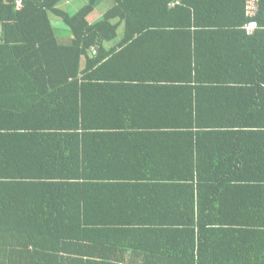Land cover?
<instances>
[{
    "label": "trees",
    "instance_id": "1",
    "mask_svg": "<svg viewBox=\"0 0 264 264\" xmlns=\"http://www.w3.org/2000/svg\"><path fill=\"white\" fill-rule=\"evenodd\" d=\"M70 1L0 0V85H50L73 102L47 108L34 140L25 97L0 105V264H132L133 256L137 264H264V0H81L73 14ZM119 31L121 42L105 49ZM142 48L148 58L138 66L132 56ZM243 69L263 72L243 87L232 74ZM135 82L182 93L164 122L150 125L181 147L170 161L178 165L170 185L146 184L132 201L127 182L91 205L87 194L103 193L108 176L82 169L80 150L96 130L84 121L92 110L83 91ZM222 88L237 93L238 107ZM117 208L152 217L97 216ZM136 223L166 241L160 234L140 249L116 245L114 235Z\"/></svg>",
    "mask_w": 264,
    "mask_h": 264
},
{
    "label": "crops",
    "instance_id": "2",
    "mask_svg": "<svg viewBox=\"0 0 264 264\" xmlns=\"http://www.w3.org/2000/svg\"><path fill=\"white\" fill-rule=\"evenodd\" d=\"M121 31H119L116 40L103 44L105 49H109L121 42ZM207 42L203 40L200 45H205ZM260 42L264 43V41ZM140 50V52L132 56V60L135 58L134 61L138 66L142 62L143 56L148 58L144 52V48ZM260 50V57L263 56L264 58V46ZM219 53L217 51L207 52V56L214 57ZM93 54H95V51H93ZM262 72L263 70L243 69L235 71L232 74L235 78L239 76L244 77L242 86L245 87L248 77H257ZM120 75L124 76L125 71H122ZM249 79L252 81V78ZM2 91H8V94H3L4 92ZM219 91L223 94V97L229 105L238 107L237 93L230 91L228 88H222ZM56 92L57 90L53 89L52 86L45 84H17L7 88L0 85V105L2 104L4 107L6 105L7 108L10 107L7 106L9 101L16 103L21 96L25 97L27 107H32L29 116L25 117V128L28 131L26 134L29 135V137L27 136L29 140H34L35 138L30 137V134L37 133L36 129L42 127L44 122L46 123L45 118H47V114H45V111L47 108L54 106L56 111V107L62 104L67 106L73 103L71 99L64 95H56ZM83 92L86 95L84 98H88L87 100L91 103L90 107L92 110V113L84 121L91 126L93 125L96 130L90 133L91 137L86 140L87 143L84 144L82 152L80 150L81 161L86 163L82 165V169L88 172L93 171V173H105L108 176L103 182L106 184L103 187L105 188L103 193L99 194L95 193L97 191H94L95 194H87V198H90L89 202H91V205H99V202L101 205L104 204L109 198H112L115 189L119 190L123 188V184L127 182L130 186L134 185L133 187H129L132 201H135L138 196H141L139 193H142V187L146 184L151 189L154 186L157 188L160 185H170L169 181L171 180L169 179V175L176 170V166L178 165L170 164V161L172 160L174 150H180L181 147L177 144L169 143V137H165L164 134H161L163 135L161 136L159 132H150V125L154 122H164L161 120L165 115L164 112L172 108L178 99L183 98L182 93H176L173 85H151L136 82L129 85H125L124 83L90 85ZM17 93H24L25 95ZM220 98H218V102ZM33 109H36V113L31 112ZM225 115L222 113L217 115L218 121H222ZM75 122L76 120L73 123ZM132 129H135V132ZM16 137L19 138V134H16ZM35 143L37 146V142ZM194 144L199 151L206 155L207 143L205 142V138L198 137ZM200 144L203 146L199 147ZM63 146L65 147V144ZM215 150L222 152L215 147L209 151ZM230 151L231 149H228V152ZM157 162L158 164H156ZM109 173L116 174H113L111 177ZM193 177L196 178L197 176L194 175ZM95 181L94 179L93 182ZM97 184H101V180L97 181ZM141 199H145V202L142 204L149 207L151 200L146 201L147 198L144 194ZM110 203H113V206H115L114 202ZM97 214L100 219H112L113 221H125L126 219L146 221V218L150 219L151 216L146 217L143 213L140 214L137 211L131 213L126 209L118 208L104 210ZM101 214L103 217L100 216ZM130 227H133L135 230L126 234L118 233L114 235V242L119 247L126 245L127 247L136 246V249H140L142 243L146 244L147 241H150L148 238L149 235L154 236L153 238L157 242V238L161 234L160 229L156 228L153 233H150V230L140 232L141 227L139 223H136V226ZM165 241L166 233L161 234L159 244ZM123 260L126 262L127 258ZM129 261L132 264H137L139 261L138 256H133ZM121 263L124 262H120L119 264Z\"/></svg>",
    "mask_w": 264,
    "mask_h": 264
},
{
    "label": "rangeland",
    "instance_id": "3",
    "mask_svg": "<svg viewBox=\"0 0 264 264\" xmlns=\"http://www.w3.org/2000/svg\"><path fill=\"white\" fill-rule=\"evenodd\" d=\"M83 3L84 1H81V0H71L68 5L69 12L73 14L74 12H76L78 9H80L83 6ZM61 25L62 24L58 21L54 22V26H57V29L61 27L64 29V27ZM57 31L60 32L59 30Z\"/></svg>",
    "mask_w": 264,
    "mask_h": 264
},
{
    "label": "built area",
    "instance_id": "4",
    "mask_svg": "<svg viewBox=\"0 0 264 264\" xmlns=\"http://www.w3.org/2000/svg\"><path fill=\"white\" fill-rule=\"evenodd\" d=\"M177 4V3H176ZM249 10H253L252 4L249 5L248 7ZM249 15H252L251 13H249ZM256 28V23L251 22L246 26V32L247 33H251L254 29Z\"/></svg>",
    "mask_w": 264,
    "mask_h": 264
}]
</instances>
